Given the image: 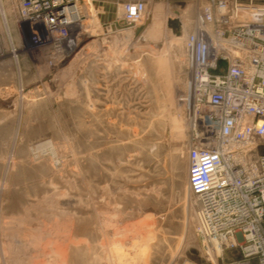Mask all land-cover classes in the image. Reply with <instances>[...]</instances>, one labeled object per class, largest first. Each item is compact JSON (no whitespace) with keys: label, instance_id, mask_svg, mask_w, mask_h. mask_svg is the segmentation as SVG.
Here are the masks:
<instances>
[{"label":"rangeland","instance_id":"1","mask_svg":"<svg viewBox=\"0 0 264 264\" xmlns=\"http://www.w3.org/2000/svg\"><path fill=\"white\" fill-rule=\"evenodd\" d=\"M127 1L67 0L78 25L34 47L0 0V264L240 257L210 259L187 190L184 39L207 0H143L135 29Z\"/></svg>","mask_w":264,"mask_h":264},{"label":"built area","instance_id":"2","mask_svg":"<svg viewBox=\"0 0 264 264\" xmlns=\"http://www.w3.org/2000/svg\"><path fill=\"white\" fill-rule=\"evenodd\" d=\"M66 2L18 0L19 22L34 47H56V36L78 25ZM121 9L123 24L135 29L146 3L129 0ZM184 44L179 101L196 232L207 254L239 252L226 264H264V5L207 0Z\"/></svg>","mask_w":264,"mask_h":264},{"label":"bare ground","instance_id":"3","mask_svg":"<svg viewBox=\"0 0 264 264\" xmlns=\"http://www.w3.org/2000/svg\"><path fill=\"white\" fill-rule=\"evenodd\" d=\"M72 10H74V12H75L74 17L77 18L78 17L77 14L79 13L78 9L77 8H73ZM71 32H73V31H71ZM185 38H187V35H186ZM184 41H185V39H184ZM178 123L182 124V126H183V123H181L180 121ZM187 170H188V168H187ZM218 255H219V252H218V249H217L214 253L210 252L209 256H210V259H212V261L215 262V257H218Z\"/></svg>","mask_w":264,"mask_h":264},{"label":"water","instance_id":"4","mask_svg":"<svg viewBox=\"0 0 264 264\" xmlns=\"http://www.w3.org/2000/svg\"><path fill=\"white\" fill-rule=\"evenodd\" d=\"M174 25L177 27L178 26V22L177 21H174ZM140 32H141V28L140 29L138 28L136 30V34L138 35Z\"/></svg>","mask_w":264,"mask_h":264}]
</instances>
